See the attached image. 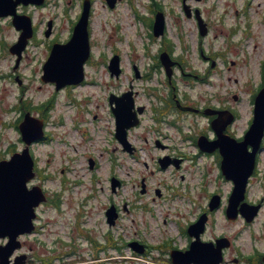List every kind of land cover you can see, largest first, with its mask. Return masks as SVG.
<instances>
[{
    "label": "rangeland",
    "instance_id": "374dc122",
    "mask_svg": "<svg viewBox=\"0 0 264 264\" xmlns=\"http://www.w3.org/2000/svg\"><path fill=\"white\" fill-rule=\"evenodd\" d=\"M90 1L88 28L93 42L92 60L84 70L87 81L94 83L74 88L65 86L56 90L53 83L41 81L40 76L48 43L55 37L65 39L71 20L80 12L82 0H47L42 8L28 9L36 32L16 68L15 55L8 47L16 40L17 33L7 18H0V158L8 157L10 148L23 147L15 129V122L23 112L20 109L29 104L30 111L40 116L35 106L51 102L52 109L42 116L47 121L49 139L33 147L37 166L42 171L33 184H39L60 206L50 202L40 209L37 232L21 237L23 248L15 254L25 253L28 256L25 264H39L38 258L47 257L49 264H169L166 261L169 250L163 244L173 239L175 245H184L186 239L180 232L184 223L206 207L209 192L218 191L225 196L231 182L220 175L217 164L209 157L187 160L177 171L156 169L151 174L161 150L151 141L141 140L145 133L141 129L131 134L139 146L135 155L124 153L108 131L114 128H110L113 116L110 106H106V97L135 81L134 65L151 77L148 84L135 83L140 97L144 88L159 87L165 73L154 64V57L159 47L165 46L178 56L183 67L176 70L171 84L182 95L192 96L190 101H197L200 106L220 105L228 100L239 109V124L244 128L251 108L247 97L264 76V0H186L192 14L198 8L206 21L209 29L204 36L199 34L195 17L186 16L182 0H116L112 8L106 0ZM154 2L165 13V32L158 37L152 35L151 27L142 19V14L154 4L145 14L149 19L148 15L157 7ZM133 14L138 17L137 24L131 19ZM48 21L52 22V34L45 38ZM112 52H118L123 67L118 78L111 77L106 69ZM192 72L200 78H194ZM234 93L238 95L236 102L232 99ZM173 117L183 128H161L169 134H165L164 140L176 146L169 149L173 154L190 156L197 151L196 146L183 136L206 127V119L195 113L182 118L172 114ZM149 123L147 117L145 124ZM88 157L95 161L93 168L89 167ZM258 166L247 193L248 200L255 203L260 200L263 204L257 216L248 223L243 218L228 220L219 209L212 213L207 231L209 237L223 233L233 238L235 248L243 252L264 248V150ZM112 173L123 182L115 193L107 187L108 175ZM142 175L148 177L150 192L153 186H162L161 197L156 198L153 192L139 196L135 192L137 196H134V185L138 187ZM110 202L123 210L113 227L104 218ZM132 238H142L159 247L148 256L136 255L126 245ZM4 242L0 238V244ZM105 246L107 250L103 249ZM228 251V259L237 258L232 253L234 248Z\"/></svg>",
    "mask_w": 264,
    "mask_h": 264
},
{
    "label": "water",
    "instance_id": "95a60500",
    "mask_svg": "<svg viewBox=\"0 0 264 264\" xmlns=\"http://www.w3.org/2000/svg\"><path fill=\"white\" fill-rule=\"evenodd\" d=\"M44 0H0V16L12 15V22L16 29L22 30L18 41L10 46L11 53L17 55L16 63L20 60L21 52L25 48L28 38L32 34L31 20L27 15L16 14V6L23 4H41ZM112 5L113 0H108ZM89 14V3L85 0L80 18L76 22L70 39L64 44L54 43L47 60L44 62L41 79L45 82H54L56 89L65 85L78 84L84 77L83 63L89 55L87 21ZM188 14V11H187ZM200 34L204 35L206 27L196 12ZM163 18L160 13L156 15L154 22V33L158 35L162 32ZM51 29L50 22L45 31L49 35ZM161 61L170 75V62L165 54L161 55ZM110 69L117 72V58L111 60ZM109 102H115L116 106L112 111L116 120V137L122 142L124 149L130 151L128 143L125 141V128L136 124L134 120L135 113L131 111L132 99L131 93L127 92L122 97L116 98L111 95ZM43 122L41 119L33 117L27 112L23 121L19 124L22 140L26 143L25 148L20 153H14L10 159L0 160V237H8L5 245H0V264H10V255L20 247L18 235L29 233L34 226L32 219L34 217V207L45 200L44 193L38 185L27 187V182L34 176L33 160L29 153V144L43 137ZM264 131V88L260 90L256 97L254 108V120L250 129L245 135V140L239 145L223 152L224 160L222 163L223 173L227 178L234 181L231 203L227 209L229 217L236 214V206L243 197L246 178L252 171L254 152L245 153L246 143H251L255 150L260 142ZM202 145L201 142H199ZM230 145V146H231ZM242 145V146H241ZM203 146V145H202ZM168 162H165V167ZM114 184L112 182V188ZM218 204V198L213 197L210 202V208ZM258 206H251L249 219L256 213ZM243 211V208H241ZM114 207L107 210L108 221L113 222L115 217ZM205 217H201L194 225L190 227V233L198 237L204 227ZM223 242L214 249L210 245L202 243L198 239L191 243L190 249L186 252L172 250L170 256L173 264H217L220 260V248ZM130 246L142 251L141 246L131 243ZM24 256L15 258L13 264H23Z\"/></svg>",
    "mask_w": 264,
    "mask_h": 264
},
{
    "label": "flooded vegetation",
    "instance_id": "af4514ba",
    "mask_svg": "<svg viewBox=\"0 0 264 264\" xmlns=\"http://www.w3.org/2000/svg\"><path fill=\"white\" fill-rule=\"evenodd\" d=\"M148 21L150 22L151 20L149 19ZM73 25L74 24H71V27H70L71 33H72ZM90 45L93 46V42L91 40H90ZM169 54L172 55L171 52H169ZM91 60H92V55L87 59V64H89ZM174 60H176V62L174 61L175 62V67L179 68V67L182 66L181 62L178 59H174ZM156 64L158 65L159 63H156ZM121 71H122V69L120 70V73H121ZM192 76L197 77L196 74H192ZM136 77L140 78V80L144 81L146 84H148V80L151 79L150 76L146 75L145 73H139V71L137 72V76ZM86 83H88L87 80L82 81L80 84H77V85H71V86H69V88H71V87L74 88V87H77L79 85L86 84ZM170 83L171 82H170L169 79L164 78V80H162L159 83V87L158 88L153 89V90H151V87L144 88V92L143 93H144V95H148L149 96L147 98L149 100H151V103L149 102V100L147 102L142 101L139 98V96H138V91L134 89L135 107L138 108L139 106H143V115L145 114V112L150 113L149 118L152 121V124H149L147 126H141V124H140V125H138V126H136L134 128H148L147 131L150 133V141H151V143L153 145L157 146V147L166 148V151H168L171 148L172 144L170 142H168V143L165 142L164 139L167 138V136L164 135L159 128H169V127L182 128V126L181 127L180 126H176L175 124L171 123L172 121H170V119H169V117H170V109H171V106H176L177 107V100L179 101V103L181 105L189 104L186 101V99L183 98V95L179 94V97H180V98L178 97L179 99L171 97L170 92H169V87H168V86H170ZM130 87H133V85L130 84L128 88H130ZM128 88L121 90L119 92V94L123 93ZM253 98H254V96H252V98H251V94L247 97V100H248L251 108H250V114H249L247 123H246L244 128H241V125L239 124V120H240L239 109H237L228 100L222 101L220 105L208 106L210 108H214V109H210V111L213 110V114H211L210 116L205 115L203 110H202V107H200V110H197V113H201V114H204L205 116H207L208 122L206 124V127H204V128H196V132H195V135L193 137V143L196 144V142H197V144H198V140L201 137L202 138L207 137L210 140H216L219 135H224L225 137H229V138L232 137V138L237 139V141H241L243 139V135H244L245 131L248 129L249 125L251 124L252 118H253ZM232 99H234L235 102H236L237 95L233 94L232 95ZM209 105H211V104H209ZM229 111L233 113V121L228 123L224 128H220V127L225 125L227 119L231 115V114H228V113H230ZM220 113H223L225 115V117L223 118V120H220L218 122V124H217V126L215 128L216 130H215L214 128H212L210 126V121L213 118L218 120L219 117H220L218 115ZM143 115L141 116L142 119H143ZM134 128H130L128 130V132L131 131ZM143 140L146 141L147 138L143 137ZM174 147H176V146L174 145ZM263 148H264V143L261 144V148H260L259 152ZM248 150H251L250 146H248ZM163 155H167L170 159L178 157L181 160L180 165H182L183 160L188 157L185 154H179V153H176L175 156L173 154H169V153H164ZM199 157H202V159H204L206 157L211 158L214 161V163L217 164L218 172L220 173L219 167H220V163H221V159H222V154H221V151H220V149L218 147L214 148L210 152L202 151L201 149L198 148L197 154L193 157V159L194 158L196 159V158H199ZM110 177H112V176H110ZM182 178H183V176H182ZM117 183L119 185L120 181H117ZM143 190L145 191V189H143ZM158 195L161 196L162 192L160 191V193ZM219 209H221L222 212L225 209L223 200L221 201L220 207L218 209H216V210H219ZM205 211L208 214V221H207L208 223L207 224L209 226V223L211 222V218H212V213L215 210L211 211V212H208L205 207H202L201 209H199L197 211L196 214H193L194 216L192 218H190V220L188 221L189 223L188 222L187 223L190 224L191 222L195 221L200 216V214L202 212H205ZM188 224L185 225L181 229V234L186 239L184 247H183V250H187L189 248V244H190V241H191V237L189 236L188 231H187ZM208 226L205 229V232L201 236V238L203 240L214 241L218 237H223V236L227 237V235H225L223 233L215 234L214 236H211V237L207 236ZM87 239L89 240V238H87ZM233 248H234V252H232V253L235 254L237 256V258L231 257L230 259H228L227 258V253L229 252L228 250L233 249ZM223 253H224L223 254V256H224L223 263L231 261L234 264L246 263V262L248 264H264V248L260 249L259 252L256 251V252L245 253L240 248H235V242L233 241V239L230 240V245L223 250ZM62 258H64V256Z\"/></svg>",
    "mask_w": 264,
    "mask_h": 264
},
{
    "label": "trees",
    "instance_id": "16d2710c",
    "mask_svg": "<svg viewBox=\"0 0 264 264\" xmlns=\"http://www.w3.org/2000/svg\"><path fill=\"white\" fill-rule=\"evenodd\" d=\"M51 105V103H46V104H41V106H39V110L43 112H46L48 107ZM28 106V105H27Z\"/></svg>",
    "mask_w": 264,
    "mask_h": 264
}]
</instances>
